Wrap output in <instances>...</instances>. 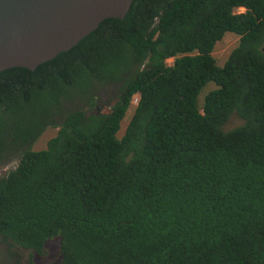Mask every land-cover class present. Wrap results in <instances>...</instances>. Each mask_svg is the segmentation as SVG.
<instances>
[{
    "label": "trees",
    "instance_id": "1",
    "mask_svg": "<svg viewBox=\"0 0 264 264\" xmlns=\"http://www.w3.org/2000/svg\"><path fill=\"white\" fill-rule=\"evenodd\" d=\"M55 239L62 264H264V0H133L0 72V241L36 264Z\"/></svg>",
    "mask_w": 264,
    "mask_h": 264
},
{
    "label": "water",
    "instance_id": "2",
    "mask_svg": "<svg viewBox=\"0 0 264 264\" xmlns=\"http://www.w3.org/2000/svg\"><path fill=\"white\" fill-rule=\"evenodd\" d=\"M133 0H0V72L35 70L75 46L111 17L124 18Z\"/></svg>",
    "mask_w": 264,
    "mask_h": 264
},
{
    "label": "rangeland",
    "instance_id": "3",
    "mask_svg": "<svg viewBox=\"0 0 264 264\" xmlns=\"http://www.w3.org/2000/svg\"><path fill=\"white\" fill-rule=\"evenodd\" d=\"M244 8H239L237 12H244ZM240 37L236 35L234 32H227L224 38L217 43L215 50L213 52L217 62L219 65H223L228 59L232 50L238 45ZM169 62H173V58L169 60ZM216 88L215 83L209 82V84L205 87L201 94V103L205 95L210 92L212 89ZM138 95H135L133 98V103L136 105L138 102ZM134 112V108L131 106L123 119V124L129 122ZM59 127H49L35 142L34 149L41 150L47 147L48 141L57 135ZM60 242L58 239L51 240L46 243L45 246V254L44 255H36L34 256V261L36 264H54L57 262L60 256ZM13 261V260H12ZM0 264H3L0 262Z\"/></svg>",
    "mask_w": 264,
    "mask_h": 264
},
{
    "label": "flooded vegetation",
    "instance_id": "4",
    "mask_svg": "<svg viewBox=\"0 0 264 264\" xmlns=\"http://www.w3.org/2000/svg\"><path fill=\"white\" fill-rule=\"evenodd\" d=\"M80 104L82 103H79V102L76 103V105H80ZM71 106L72 104L68 105L69 108H71ZM9 166H10V163L6 165V168ZM11 252H14L15 254L13 255L11 254ZM30 254H31V251L29 249H25L22 247L11 248L8 242L0 241V262L3 264H29ZM35 254L41 256V254H37V253ZM54 264H62L61 255L59 256L57 262H55Z\"/></svg>",
    "mask_w": 264,
    "mask_h": 264
},
{
    "label": "clouds",
    "instance_id": "5",
    "mask_svg": "<svg viewBox=\"0 0 264 264\" xmlns=\"http://www.w3.org/2000/svg\"><path fill=\"white\" fill-rule=\"evenodd\" d=\"M137 95V94H136ZM139 96V95H138ZM139 98H140V96H139ZM139 98H138V100H139ZM138 103V102H137Z\"/></svg>",
    "mask_w": 264,
    "mask_h": 264
}]
</instances>
